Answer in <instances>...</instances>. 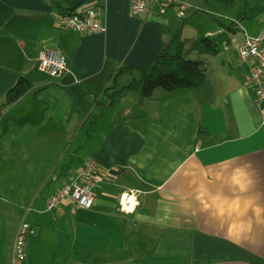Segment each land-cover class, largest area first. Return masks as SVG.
Here are the masks:
<instances>
[{"label":"crops","instance_id":"obj_1","mask_svg":"<svg viewBox=\"0 0 264 264\" xmlns=\"http://www.w3.org/2000/svg\"><path fill=\"white\" fill-rule=\"evenodd\" d=\"M59 1L97 8L105 32L63 28L52 0H0V264H11L23 221L33 232L21 264H264V103L235 45L212 39L239 31L232 20L242 26L250 7L205 22L200 37L217 52L185 45L195 32L185 38V57L206 64L201 84L142 96L129 85L184 40L177 19L186 23L191 3L210 0L153 1L137 15L130 0ZM44 48L65 56L60 77L38 68ZM21 77L30 88L4 104ZM89 158L102 172L93 205L46 210Z\"/></svg>","mask_w":264,"mask_h":264},{"label":"built area","instance_id":"obj_2","mask_svg":"<svg viewBox=\"0 0 264 264\" xmlns=\"http://www.w3.org/2000/svg\"><path fill=\"white\" fill-rule=\"evenodd\" d=\"M159 2L163 5L173 4L176 0H130L131 13L137 15L146 10L149 2ZM57 23L65 29L81 34L105 32L106 25L99 19L97 8L75 10L69 13H55ZM233 25L242 31L243 39L237 42L234 37L224 40V45H235L240 61L249 63L248 81L251 84L257 101L264 103V26L255 35L249 36L241 28L237 19L232 20ZM220 33L227 32L222 29ZM38 68L52 78L60 77L68 70V63L60 52L44 48L38 52ZM102 172L95 160L89 158L84 161L75 177L64 181L46 201V210L58 209L63 201L69 200L76 205L90 208L94 202L93 186L101 179ZM132 206L127 197H120V209L128 210ZM29 223L21 222L17 228L12 250L11 264H21L25 252L24 246L27 236L32 234Z\"/></svg>","mask_w":264,"mask_h":264},{"label":"trees","instance_id":"obj_3","mask_svg":"<svg viewBox=\"0 0 264 264\" xmlns=\"http://www.w3.org/2000/svg\"><path fill=\"white\" fill-rule=\"evenodd\" d=\"M230 8L234 0H216ZM53 4L62 13H69L75 10L61 8L59 0H52ZM185 39L175 36L173 40L164 47L156 56L153 67L145 73L139 83L129 85V89L139 88L142 96H149L156 87H162L167 91L178 88L198 86L204 79L206 64L200 60L186 58L183 50ZM200 50H211L217 52V47L208 37H200L194 41ZM31 86V83L21 77L5 94L4 104H10L20 98Z\"/></svg>","mask_w":264,"mask_h":264},{"label":"rangeland","instance_id":"obj_4","mask_svg":"<svg viewBox=\"0 0 264 264\" xmlns=\"http://www.w3.org/2000/svg\"><path fill=\"white\" fill-rule=\"evenodd\" d=\"M197 6V7H196ZM213 7L215 9L217 7L218 10L224 11V13H210L209 11H203L202 7ZM215 6V7H214ZM250 7L252 15L251 16H244L247 9ZM188 9V8H187ZM189 10L191 13L186 15V23L183 22V20L177 19L179 21V27L181 29V35L185 39L189 34L192 32L195 34L192 35L195 38L189 41H186L185 45H188L190 43H194L195 39L200 38L201 36V29L204 28V25L206 23H211L213 27L219 26V23L228 24L230 21L227 19L226 16L229 14H232L233 16H239L242 13L243 19H242V27L246 30V32L249 34V36H255L258 33V30L264 26V0H261L260 3H256V0H234V5L230 8H226L222 6V3L216 1V0H210L208 3L202 2V3H191V7H189ZM190 14H194V17L190 18ZM221 14V15H220ZM206 22V23H205ZM185 23V24H184ZM241 33H240V32ZM236 32L228 33L227 37L224 35H220L218 38H212L216 40V43L219 42L222 39V42L228 38L234 37L237 41L240 40V38L243 37L242 31L239 30ZM218 41V42H217ZM240 42V41H238ZM189 50H186V56ZM193 52V50H190ZM190 58L194 59V55H192Z\"/></svg>","mask_w":264,"mask_h":264},{"label":"bare ground","instance_id":"obj_5","mask_svg":"<svg viewBox=\"0 0 264 264\" xmlns=\"http://www.w3.org/2000/svg\"><path fill=\"white\" fill-rule=\"evenodd\" d=\"M125 197V195H123V198Z\"/></svg>","mask_w":264,"mask_h":264}]
</instances>
